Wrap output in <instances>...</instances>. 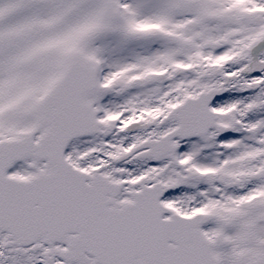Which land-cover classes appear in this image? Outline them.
<instances>
[{
	"label": "snow or ice",
	"instance_id": "6c2138e0",
	"mask_svg": "<svg viewBox=\"0 0 264 264\" xmlns=\"http://www.w3.org/2000/svg\"><path fill=\"white\" fill-rule=\"evenodd\" d=\"M0 264H264V0H0Z\"/></svg>",
	"mask_w": 264,
	"mask_h": 264
}]
</instances>
